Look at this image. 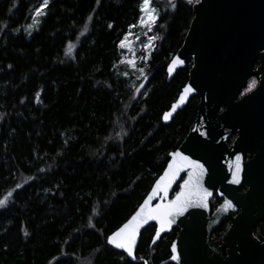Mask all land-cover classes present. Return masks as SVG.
Segmentation results:
<instances>
[{
	"label": "trees",
	"instance_id": "obj_1",
	"mask_svg": "<svg viewBox=\"0 0 264 264\" xmlns=\"http://www.w3.org/2000/svg\"><path fill=\"white\" fill-rule=\"evenodd\" d=\"M0 0V264H142L107 244L163 173L196 120L198 98L162 117L188 81L167 66L193 20L188 0H154L155 50L143 80L126 76L121 43L143 0ZM220 199L216 197V201ZM228 223L215 231L222 235ZM136 257L160 264L177 228ZM264 241V220L256 229ZM175 264V263H168Z\"/></svg>",
	"mask_w": 264,
	"mask_h": 264
},
{
	"label": "water",
	"instance_id": "obj_2",
	"mask_svg": "<svg viewBox=\"0 0 264 264\" xmlns=\"http://www.w3.org/2000/svg\"><path fill=\"white\" fill-rule=\"evenodd\" d=\"M189 58L193 59V65L188 81L164 114L169 120L163 122L170 123L194 97L198 98L196 120L184 141L170 153L165 170L133 214L152 194L154 185L164 179L169 163L178 161L171 156L174 152L204 166L201 188L211 195L205 201L206 207L188 209L162 233L154 222L145 221L134 242L135 256L127 257L134 263L149 264L146 259H138L136 252L142 232L155 225L151 245L173 229L179 230L171 245L177 247L178 259L173 260L171 252L160 264H264V241L255 235L257 226L264 220V0L195 3L185 40L167 67L168 81L186 67ZM257 63L259 67L254 70ZM253 76L261 78L258 87L237 101ZM189 87L192 92L185 91ZM221 107L225 109L219 113ZM234 130L239 131V138L229 147L226 142ZM255 149L256 158L245 163V156ZM237 156L241 158V168L239 181L234 183ZM185 179L186 165L169 191L153 197L149 207L160 205L163 210L182 191L180 185ZM242 185L247 188L246 193L239 192ZM215 191L222 201L212 212ZM226 202L232 207H227ZM225 220L230 223L228 229L211 241L212 233Z\"/></svg>",
	"mask_w": 264,
	"mask_h": 264
},
{
	"label": "snow or ice",
	"instance_id": "obj_3",
	"mask_svg": "<svg viewBox=\"0 0 264 264\" xmlns=\"http://www.w3.org/2000/svg\"><path fill=\"white\" fill-rule=\"evenodd\" d=\"M189 3L192 0H188ZM145 4L144 8L139 9L140 12H151L149 0H143ZM47 6V0L40 9H37L39 13L44 7ZM149 22H153L154 19L158 20L159 17L148 16ZM122 47V45H121ZM186 92H192V89L185 88ZM182 99V97H181ZM162 120L167 122L169 120L168 115H164ZM171 156L178 158L172 161L168 165L167 171L164 173V179L154 185L152 194L144 201L143 205L139 210L133 214L119 229L112 233L107 238V244L113 246L115 249L122 250L127 254L129 258L135 256V244L134 242L138 239V229L145 221H152L158 228L159 232H163L170 228V225L180 216L184 215L185 212L192 207H206V199L211 195L207 190L201 188L200 178L204 175V166L198 162L189 159L188 156L182 155L180 152H174ZM240 157L237 156L236 160V172L234 174L233 182L239 181V172L241 165L239 163ZM187 166V179L180 185L182 191L177 194L175 200L171 201L168 205L161 206L157 205L155 208L149 207V201L156 197L158 194L167 193L170 185L178 178V174L185 169ZM3 201H0V205ZM227 207H232L230 203L226 202ZM177 247L172 246L171 252L173 253L172 259L177 260Z\"/></svg>",
	"mask_w": 264,
	"mask_h": 264
},
{
	"label": "rangeland",
	"instance_id": "obj_4",
	"mask_svg": "<svg viewBox=\"0 0 264 264\" xmlns=\"http://www.w3.org/2000/svg\"><path fill=\"white\" fill-rule=\"evenodd\" d=\"M154 0H149V5L151 7V12H142L141 19L139 23L130 31V33L122 41L121 50L123 51L121 66L125 69L124 74L126 76L132 75L136 80H143L146 74V64L150 59L151 53L155 50L158 38L153 33V28L158 22L154 19L153 22H149L148 16H160L159 10L153 5ZM162 1V0H158ZM173 1V0H170ZM200 0H192L191 4L198 3ZM45 0L42 2L41 6L44 4ZM50 0H47V6ZM41 6L38 8L40 9ZM47 6L44 7L39 13L37 9L33 13V18L31 22L26 25L23 30L30 35L32 32L37 30L40 21L45 16L47 12ZM145 4L142 3L141 8H144ZM251 87L248 84L243 90L242 94H246Z\"/></svg>",
	"mask_w": 264,
	"mask_h": 264
},
{
	"label": "flooded vegetation",
	"instance_id": "obj_5",
	"mask_svg": "<svg viewBox=\"0 0 264 264\" xmlns=\"http://www.w3.org/2000/svg\"><path fill=\"white\" fill-rule=\"evenodd\" d=\"M168 65H169V64H168ZM192 65H193V59H192V58L187 59V61H186V67H187V66L190 67V68H189V71H190V69L192 68ZM167 67H168V66H167ZM186 67H185V68H186ZM258 67H259V63H257V64L255 65L254 70H257ZM166 71H167V70H166ZM260 80H261L260 76H253L252 78H250V79L248 80L247 85H248V84H251V87H250L249 91H248L246 94L251 93L252 91H254V90L258 87V85H259V83H260ZM246 94H242V93H241V95H239V96L237 97V101L242 100ZM224 109H225L224 107H221L220 110H219V113L223 112ZM238 138H239V131H238V130H234V131H232V132L230 133L228 139H227V142H226L227 145H228L229 147H232V146L236 143V141L238 140ZM256 156H257V150L255 149V150L249 152V153L245 156V158H244V162H245V163H249V162L253 161V160L256 158ZM177 190H178V186L174 189L172 195H173ZM246 191H247V188H246L244 185L240 186V190H239L240 193H246ZM214 195H215V196H214V198H213V200H212V202H211L212 212H213V211L219 206V204H220L221 201H222V200L217 196V195H218V194H217V191L214 192ZM216 197H218L220 200H219V201H216ZM223 222H224V221H223ZM225 222L228 223V227H229V225H230L229 221L225 220ZM260 224H261V223H260ZM260 224H259V225H260ZM259 225H258V226H259ZM258 226H257V227H258ZM227 229H228V228H227ZM256 229H257V228H256ZM216 230H217V229H216ZM216 230H215V231H216ZM215 231L212 233L211 241H216V240L221 236V235H220V236H217V235L215 234ZM255 235H256V230H255ZM256 237H257V236H256Z\"/></svg>",
	"mask_w": 264,
	"mask_h": 264
}]
</instances>
